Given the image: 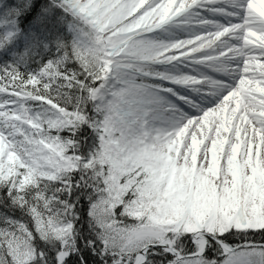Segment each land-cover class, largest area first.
<instances>
[{
  "label": "snow or ice",
  "instance_id": "obj_1",
  "mask_svg": "<svg viewBox=\"0 0 264 264\" xmlns=\"http://www.w3.org/2000/svg\"><path fill=\"white\" fill-rule=\"evenodd\" d=\"M0 264H264V0H0Z\"/></svg>",
  "mask_w": 264,
  "mask_h": 264
}]
</instances>
